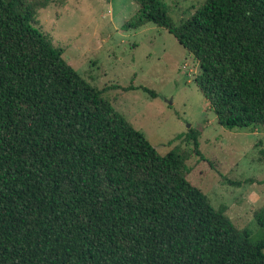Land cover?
<instances>
[{"label":"trees","instance_id":"trees-1","mask_svg":"<svg viewBox=\"0 0 264 264\" xmlns=\"http://www.w3.org/2000/svg\"><path fill=\"white\" fill-rule=\"evenodd\" d=\"M53 1L0 0V264H264V204L256 239L214 207L188 178L199 131L160 154L41 29ZM135 3L122 28L171 33L219 124L264 125V0H204L178 21Z\"/></svg>","mask_w":264,"mask_h":264},{"label":"rangeland","instance_id":"rangeland-1","mask_svg":"<svg viewBox=\"0 0 264 264\" xmlns=\"http://www.w3.org/2000/svg\"><path fill=\"white\" fill-rule=\"evenodd\" d=\"M162 1L178 21L204 0ZM37 11L35 19L64 59L93 85L108 87L103 95L160 154L175 145L191 148L174 137L199 131L205 159L192 155L188 178L214 207L226 204L233 223L256 239L260 227L253 213L264 204V125L219 124L196 84L197 61L171 33L152 22L122 28L136 14L135 0H58ZM130 83L137 88L124 91Z\"/></svg>","mask_w":264,"mask_h":264}]
</instances>
